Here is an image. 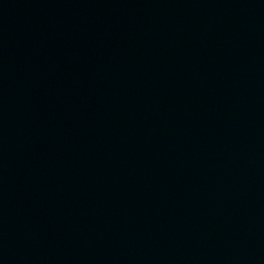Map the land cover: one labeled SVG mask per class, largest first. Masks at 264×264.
<instances>
[{
  "label": "water",
  "instance_id": "water-1",
  "mask_svg": "<svg viewBox=\"0 0 264 264\" xmlns=\"http://www.w3.org/2000/svg\"><path fill=\"white\" fill-rule=\"evenodd\" d=\"M0 264H264V0H0Z\"/></svg>",
  "mask_w": 264,
  "mask_h": 264
}]
</instances>
